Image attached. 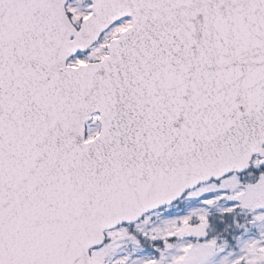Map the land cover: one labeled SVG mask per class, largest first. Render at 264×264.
I'll return each mask as SVG.
<instances>
[{
  "label": "snow or ice",
  "instance_id": "6c2138e0",
  "mask_svg": "<svg viewBox=\"0 0 264 264\" xmlns=\"http://www.w3.org/2000/svg\"><path fill=\"white\" fill-rule=\"evenodd\" d=\"M0 264H264V0H0Z\"/></svg>",
  "mask_w": 264,
  "mask_h": 264
}]
</instances>
